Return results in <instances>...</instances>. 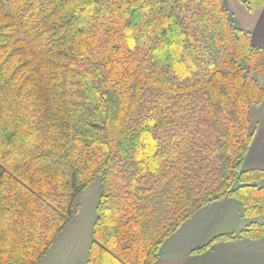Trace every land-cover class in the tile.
Wrapping results in <instances>:
<instances>
[{"label":"trees","instance_id":"obj_1","mask_svg":"<svg viewBox=\"0 0 264 264\" xmlns=\"http://www.w3.org/2000/svg\"><path fill=\"white\" fill-rule=\"evenodd\" d=\"M257 77L226 0H0V264H39L97 180L85 264H154L225 199L247 226L194 253L264 238Z\"/></svg>","mask_w":264,"mask_h":264},{"label":"crops","instance_id":"obj_2","mask_svg":"<svg viewBox=\"0 0 264 264\" xmlns=\"http://www.w3.org/2000/svg\"><path fill=\"white\" fill-rule=\"evenodd\" d=\"M241 1L226 0V3L238 25L250 32L252 45L263 47L264 7L255 13H249ZM257 79L264 89V79ZM251 117L257 123V130L244 162V169L264 170V103L252 110ZM262 184L264 185V180ZM258 222L264 223V217L258 219ZM71 224L73 223L67 226L53 247L61 242ZM247 224L248 221L242 217V205L237 200L225 199L213 203L198 211L163 244L160 258L154 264H264V238L258 241L217 243L205 252L194 253L219 236L239 232ZM51 250L39 264L47 262Z\"/></svg>","mask_w":264,"mask_h":264},{"label":"rangeland","instance_id":"obj_3","mask_svg":"<svg viewBox=\"0 0 264 264\" xmlns=\"http://www.w3.org/2000/svg\"><path fill=\"white\" fill-rule=\"evenodd\" d=\"M232 11L235 12L233 7ZM100 193V181L97 180L80 194L76 200L78 213L71 221L73 224L69 226V231L61 242L52 248L45 264H85L92 241V227L96 219L95 208Z\"/></svg>","mask_w":264,"mask_h":264}]
</instances>
